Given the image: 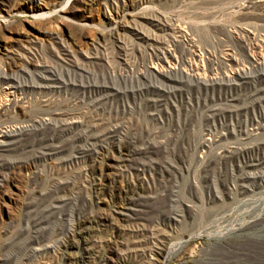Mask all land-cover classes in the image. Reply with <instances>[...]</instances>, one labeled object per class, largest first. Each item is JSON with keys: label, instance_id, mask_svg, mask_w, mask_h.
Instances as JSON below:
<instances>
[{"label": "rangeland", "instance_id": "obj_1", "mask_svg": "<svg viewBox=\"0 0 264 264\" xmlns=\"http://www.w3.org/2000/svg\"><path fill=\"white\" fill-rule=\"evenodd\" d=\"M162 51L173 70L157 62ZM151 61L176 72L178 80L186 78L163 106L128 95L103 101L104 110H89L92 98L54 81L58 88L43 101L54 118L70 112L105 119L107 129L119 125L121 137L158 146L155 159L172 168L139 179L121 176L114 146L92 178L80 174L78 165L60 162L62 157L3 171L0 264H69L74 258L99 264L103 257L107 264H149L156 258L158 264H264V0H0V71L22 83L31 82L24 68L52 67L64 82L75 76L83 84L101 83L112 76L116 86L129 90L141 85L137 78L152 68ZM75 67L83 68L82 79ZM195 68L211 81L208 88L187 81ZM236 69L254 82L241 84ZM227 74L231 85L223 81ZM6 87L0 83L5 108L15 98L5 99ZM16 98L13 110L21 120L41 100L20 92ZM2 121L0 111V126ZM209 131L220 145L207 154L197 145ZM222 151L231 155L217 164L212 159ZM25 154L0 152V158L18 162ZM54 179L70 182V201L64 216L42 224V255H31V199ZM124 190H135L144 204L130 223L112 215ZM80 214L88 219L73 233Z\"/></svg>", "mask_w": 264, "mask_h": 264}, {"label": "bare ground", "instance_id": "obj_2", "mask_svg": "<svg viewBox=\"0 0 264 264\" xmlns=\"http://www.w3.org/2000/svg\"><path fill=\"white\" fill-rule=\"evenodd\" d=\"M143 5L144 4L142 3V6ZM174 32L175 31H173V34H175ZM104 45L106 46V44ZM124 46H122L121 49H126V46ZM94 49L97 51L96 47ZM249 52H251V49ZM186 55L187 54L185 53L182 55V64L185 62L184 57ZM155 58L157 62L161 60L165 61L169 66V69L173 70L172 63L169 61L170 55L168 52L164 51L161 54H156ZM174 58L176 62H178L177 57ZM125 63L127 64L126 61ZM149 65H151V69H153L156 73L152 72L150 68H147L141 78H137V81H139V83L141 82V85L139 84L135 88L133 87L129 90L116 86L114 81L111 79L112 76L111 78L108 77V79L106 77L107 81H101V83L94 82L83 84V79L81 78V74H83L82 67V69L78 67L73 69L76 76H80V79L82 80H78L74 76V78L69 77V82L61 81L59 77H57V72L54 71L56 68L53 70L51 69L52 67H39L32 70L29 69V67H26L22 71L24 75H27L26 78L31 80L29 84L19 81L18 76H9L0 71V83L7 85L6 89L8 90L3 94L5 99L11 95L15 96L12 102L6 100L7 102H10V105L6 108L2 107L3 102L2 99H0V106L2 107L0 108V111L3 117L2 122L5 123L0 126V152L12 153L18 150H28L29 153L28 155L25 154L27 157H24L21 160L18 159V162L0 158V174L3 171L12 169L16 164H21L24 168L29 166L30 163H42L53 157H62L60 162L62 161L63 164L67 165H78L80 167V174L92 178L91 176H93V173L97 171V165L99 164V161L102 160L104 153H106L109 148L114 146L119 149L120 153V157L118 158V168L124 169V173L122 170V172H119L121 176H124V174H126V176L133 174L139 179L143 178L147 174H152L153 172H159L161 174L168 172V170L172 168L170 163L155 159V156L160 153V150L158 149L159 147L155 144L149 141L142 143L133 136L123 138L120 136L121 134L119 129H117L119 125L117 128L113 129L105 128V124L102 123L105 119L103 120L83 116L78 117L76 114H71L70 112L65 113V111H63L65 114L61 113L64 115L60 118H54L52 116L53 111L50 109L52 107L49 108L48 101H45V99L43 101L47 91L59 87L62 89H71V91L79 92L83 95L87 94V96L92 98V101H90L92 103H89L90 105H88L91 108L89 110H104L103 107L101 108L103 101L106 102L112 97H125L128 95L140 98L151 97V99L147 100L153 105H162L165 98L168 99V97L170 98L178 94L176 89H178L183 79L185 80L186 78H180V80H178L177 77H174V75L176 76V72L165 71L164 66L158 65L152 61ZM192 72V75L188 74L189 76L187 77V81L193 82L198 88H208L211 81H207L202 74H200V71L197 68L193 69ZM234 72V75H237L236 80H238L241 84L254 82V77H251V74L249 75L246 73L244 69H236ZM53 81L58 87L53 86ZM223 81L230 83L228 85H231L233 78L227 74L224 76ZM17 92H20L21 96H27V94L30 93L31 95H36L41 98L40 102L35 105L38 106L35 112L36 114L34 111H31L23 120L16 118L17 115L13 109L16 104V100L18 101L16 98ZM61 104L58 103V105ZM87 113L90 114L89 112ZM208 136L209 138L207 140H204L197 145V149L202 153L210 154L214 149H218L220 141L217 140L216 136H214L211 131L208 132ZM227 154L231 155L230 151L218 152L212 160L219 164L227 159ZM69 183L70 182L59 179L55 181L54 179L50 188L44 192H39L33 199H31V203L28 202L30 203L29 212L32 213L30 215H34L32 216V220H30L33 222V226L35 228V232L32 233V236L30 235L31 237L29 238L28 243H26L27 247H29L28 250L31 255H42V240L43 237H45V232H42V224L49 226L52 221L60 219L61 216H64L63 213L65 212V207L70 201V197L67 196ZM129 192L124 190L120 191L118 194L120 196H118V198L121 200V203L116 209H114L112 214L113 220L117 222L130 223L139 219L143 212L144 204L141 202L138 193L135 190ZM87 219L88 217L85 218V216L80 214L77 222L74 223L73 231L71 232L74 233L76 228H83ZM157 255H161V253H157ZM151 259H153L152 255ZM106 262L107 259L103 257L99 264H107ZM69 264H80V258H74ZM136 264L140 263L136 262ZM149 264H158L157 258L154 261H150Z\"/></svg>", "mask_w": 264, "mask_h": 264}]
</instances>
